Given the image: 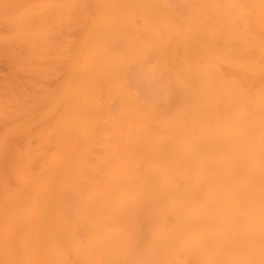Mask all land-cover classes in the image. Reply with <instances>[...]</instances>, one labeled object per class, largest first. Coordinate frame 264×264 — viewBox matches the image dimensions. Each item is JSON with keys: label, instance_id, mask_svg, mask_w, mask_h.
Instances as JSON below:
<instances>
[{"label": "bare ground", "instance_id": "1", "mask_svg": "<svg viewBox=\"0 0 264 264\" xmlns=\"http://www.w3.org/2000/svg\"><path fill=\"white\" fill-rule=\"evenodd\" d=\"M3 62L0 264H264V0H0Z\"/></svg>", "mask_w": 264, "mask_h": 264}, {"label": "snow or ice", "instance_id": "2", "mask_svg": "<svg viewBox=\"0 0 264 264\" xmlns=\"http://www.w3.org/2000/svg\"><path fill=\"white\" fill-rule=\"evenodd\" d=\"M173 81L168 77V74L161 70L159 72V83H158V90L163 92L170 87H172Z\"/></svg>", "mask_w": 264, "mask_h": 264}, {"label": "rangeland", "instance_id": "3", "mask_svg": "<svg viewBox=\"0 0 264 264\" xmlns=\"http://www.w3.org/2000/svg\"><path fill=\"white\" fill-rule=\"evenodd\" d=\"M3 64L5 65V63H4V62H3L1 65H0V70L2 69V71H1V72H3V70L5 71V68H6V66L4 67V65H3ZM1 67H2V68H1ZM3 67H4V68H3ZM1 72H0V73H1ZM3 73H4V72H3ZM3 73H1V74H3ZM1 74H0V75H1Z\"/></svg>", "mask_w": 264, "mask_h": 264}]
</instances>
